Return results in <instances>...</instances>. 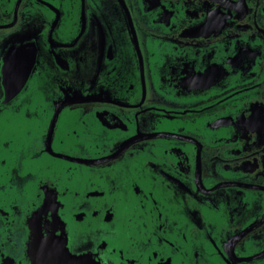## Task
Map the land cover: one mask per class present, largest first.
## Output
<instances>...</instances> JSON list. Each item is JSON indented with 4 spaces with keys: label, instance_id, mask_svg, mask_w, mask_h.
Masks as SVG:
<instances>
[{
    "label": "flooded vegetation",
    "instance_id": "1",
    "mask_svg": "<svg viewBox=\"0 0 264 264\" xmlns=\"http://www.w3.org/2000/svg\"><path fill=\"white\" fill-rule=\"evenodd\" d=\"M264 264V0H0V264Z\"/></svg>",
    "mask_w": 264,
    "mask_h": 264
},
{
    "label": "water",
    "instance_id": "2",
    "mask_svg": "<svg viewBox=\"0 0 264 264\" xmlns=\"http://www.w3.org/2000/svg\"><path fill=\"white\" fill-rule=\"evenodd\" d=\"M52 264H101L90 254H83L82 256H74L64 252L55 254ZM51 262H49L50 264Z\"/></svg>",
    "mask_w": 264,
    "mask_h": 264
}]
</instances>
